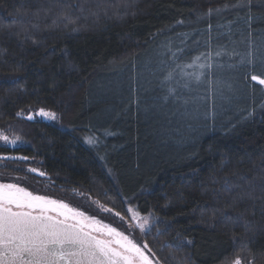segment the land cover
<instances>
[{"label": "trees", "instance_id": "16d2710c", "mask_svg": "<svg viewBox=\"0 0 264 264\" xmlns=\"http://www.w3.org/2000/svg\"><path fill=\"white\" fill-rule=\"evenodd\" d=\"M253 74L264 0H0V133L20 140L0 141V180L125 215L137 200L157 221L129 234L162 264H264Z\"/></svg>", "mask_w": 264, "mask_h": 264}, {"label": "snow or ice", "instance_id": "6c2138e0", "mask_svg": "<svg viewBox=\"0 0 264 264\" xmlns=\"http://www.w3.org/2000/svg\"><path fill=\"white\" fill-rule=\"evenodd\" d=\"M195 66L204 67L203 64ZM251 79L264 85V79L256 75ZM39 114L56 119L54 112L44 109H40ZM0 140L12 145L16 143V139L9 140L3 133H0ZM87 142L94 144L95 138L90 137ZM29 171L45 175L35 168ZM99 207L113 212L103 205ZM127 211L144 231L148 218L141 217L130 207ZM114 215L124 219L119 212ZM0 264H160V261L146 242L138 243L131 235L95 216L67 202L36 194L18 183L0 181ZM235 264H241V261L237 259Z\"/></svg>", "mask_w": 264, "mask_h": 264}, {"label": "rangeland", "instance_id": "374dc122", "mask_svg": "<svg viewBox=\"0 0 264 264\" xmlns=\"http://www.w3.org/2000/svg\"><path fill=\"white\" fill-rule=\"evenodd\" d=\"M197 57H200L199 61L196 60ZM201 58H202V57H201L200 55L194 56V57H192L191 60H190L188 63H186L185 65H188V66H189V65L201 64V63L203 62V61H201ZM45 111L52 112V111H50V110H45ZM54 113H55V112H54ZM55 114H56V113H55ZM31 116H32V118H34V117H41V118H47V119H50V118H48V117L41 116V115L39 114V110H38L36 113L32 114ZM57 117H58V116H57V114H56V119H57ZM56 119H55V120H56ZM50 120H52V119H50ZM13 139H16V143H15V144L20 143V140L17 139L16 137H14V138H13V137H12V138L9 137V140H13ZM0 141H1V142H4L3 140H0ZM4 143H6V142H4ZM8 144H10V143H8ZM0 163H1V162H0ZM0 181H1V180H0ZM27 189H28V188H27ZM29 190H30V189H29ZM30 191H31V190H30ZM36 194H38V193H36ZM61 201H64V202L69 203V201H67V200H66V201H65V200H61ZM76 201H77L78 203L82 204V205H81L82 207L75 206V205L72 204V203H69V204H70L72 207H76V208H78V209H80V210L86 212V214H88V215H90V216H95L96 218H98L99 220L103 221L104 223H107V224H110V225H114V224H112L111 222H109V221L103 219L102 216H106V217H108V218H110V219L117 220L119 223H121L123 226H125L126 231H125V230H123V231H125L126 234H128V235H130V234H134V235H136V236L138 237V235H140V234H142V233H146V232H148V231L151 229V227L153 226V224L157 221V215L154 214L153 212L142 213V212L139 210L137 200H135V199H128V200L126 201V208H129V207H130V208H132V209L138 211V212L140 213V216H141V217H147V218H148V225L145 227L144 231H141V230L139 229V227L137 226V222L131 219V213H129V212L127 211L128 214L125 215V214H123V213L117 211L116 209H114V208H113L112 206H110L109 204H107V203L101 201L100 199L94 197L93 195H90V194H87V193H81V194L79 193V194L77 195V197H76ZM93 201H95V203H93ZM100 205H103L105 208L113 209V212H112V213H109V212H107V211H103V210L99 207ZM91 211L96 212L97 214H99V216H97V214L94 215L93 213H90ZM114 212H119V213L121 214V216L124 217V219H123V220H120L119 217H116V216L114 215ZM100 216H101V217H100ZM141 222H142V221H141ZM114 226H116V225H114ZM116 227H117V226H116ZM129 233H130V234H129ZM137 242H138V241H137ZM138 243H140V242H138ZM231 264H235V262H232Z\"/></svg>", "mask_w": 264, "mask_h": 264}, {"label": "water", "instance_id": "95a60500", "mask_svg": "<svg viewBox=\"0 0 264 264\" xmlns=\"http://www.w3.org/2000/svg\"><path fill=\"white\" fill-rule=\"evenodd\" d=\"M253 75H256V76H258V77L264 79V75H260V74H253ZM252 81H253V80H252ZM253 82L259 84L257 81H253ZM263 86H264V85H263ZM70 206H71V205H70ZM111 226L116 227V226H114V225H111ZM116 228H117L118 230H120V231H123L122 229H120V228H118V227H116ZM123 232H125V231H123ZM125 234H126V232H125ZM160 264H162V263H160Z\"/></svg>", "mask_w": 264, "mask_h": 264}]
</instances>
